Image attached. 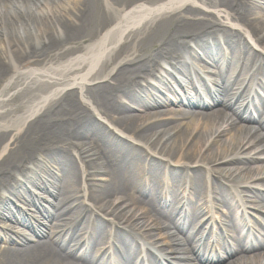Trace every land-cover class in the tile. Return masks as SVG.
Here are the masks:
<instances>
[{"label":"bare ground","instance_id":"1","mask_svg":"<svg viewBox=\"0 0 264 264\" xmlns=\"http://www.w3.org/2000/svg\"><path fill=\"white\" fill-rule=\"evenodd\" d=\"M29 1L0 0V264H149L142 246L214 264L223 244L228 264H264L243 225L264 213V0ZM27 210L52 232L24 244L8 224Z\"/></svg>","mask_w":264,"mask_h":264},{"label":"rangeland","instance_id":"2","mask_svg":"<svg viewBox=\"0 0 264 264\" xmlns=\"http://www.w3.org/2000/svg\"><path fill=\"white\" fill-rule=\"evenodd\" d=\"M98 3H100V1L99 0H96ZM22 2H24L25 4H26V2H29V4L28 5H33L32 4V2H30L29 0H22ZM21 32H23V30L21 31ZM249 46V48H250V45H248ZM225 50V49H224ZM186 52H188L187 50H186ZM250 52H252V54H256V52L252 49V48H250ZM192 53V52H191ZM183 56V54L181 55V57ZM255 58V57H254ZM258 61V60H257ZM256 61V62H257ZM198 63V62H197ZM202 66L204 65V67H207L208 69L210 68V70L211 71H213L214 70V68L213 67H211L210 65H205V64H201ZM256 68H259V66L258 65H256ZM171 72H172V70H171ZM181 74H182V76L180 75V76H178V78L183 82V84H185L186 83V85H188L189 86V84H187V80H185V78L183 77V73L181 72ZM208 79H210V81H213V79H215V77H213V76H207V82H208ZM153 80H155V79H153ZM216 80H218V79H216ZM144 82V81H143ZM150 82H152V80H150ZM153 84H156L155 82L153 83ZM210 84V83H209ZM244 88L246 89V85H244ZM216 89V88H215ZM20 91H22L21 89H19L18 91H14V92H11V94H10V96H12V95H15V97L16 96H18V94L20 93ZM29 93V92H28ZM167 93V92H166ZM166 96L169 98L170 96H169V93L168 94H166ZM202 97V96H201ZM166 98V97H165ZM21 101H18L17 102V104H21V102H23L22 101V98L20 99ZM202 100L204 101V102H206V99L204 98V97H202ZM169 109L168 110H177L178 108L177 107H175V106H169L168 107ZM192 111H197V112H205V111H208V108H198V107H196V108H192L191 109ZM137 113V112H136ZM138 114V113H137ZM240 122H241V120H240ZM252 123L253 122H243L242 124L243 125H247V126H249V125H252ZM253 125H254V123H253ZM109 128L111 129V130H114V132H115V128H114V126H112V125H109ZM12 143V140H10V141H8V143H6L7 144V146H9L10 144ZM88 149V148H87ZM92 149H93V151H92ZM89 150H91L92 151V153H94V152H98V150H97V148L95 147H91ZM4 156V155H3ZM50 168H51V165H50ZM44 170H46V167L44 168V166L42 167V168H38L37 169V173H41V172H43ZM255 178H257V176L256 175H254V177H253V179H255ZM259 186H261V185H259ZM263 186H264V183H263ZM30 188V187H29ZM34 190V188H31V191H33ZM207 191H208V194L210 195V202H211V205L212 204H214V202L216 203L217 201H216V199H220V196L219 195H217L214 191H212V189H210V188H208V189H206ZM257 190L260 192V194L263 196V199H264V189H262V188H257ZM241 191V190H240ZM130 195H132V196H134L135 195V193L134 192H130L129 193ZM41 195V199H44V197H48L47 195H43V194H40ZM50 202H52V200L53 199H51L50 197H48L47 198ZM13 200V205H14V207L15 208H21L22 206V204L20 203V202H18V199H16V198H13L12 199ZM264 201V200H263ZM54 202V201H53ZM44 204L45 205H47L48 206V202H44ZM249 205H252V204H249ZM252 206H254V205H252ZM100 206H97L96 207V209L97 208H99ZM220 208V207H219ZM248 208V207H247ZM239 210V209H238ZM237 210V214L239 215V217H240V213L241 212H243L245 209L244 208H241L239 211ZM248 210V212L250 213V218H247V219H245V221L246 222H244V224H243V222L241 221V224H243L244 226H246V223H247V227H253L254 229H256L259 233H258V235L260 236V238H262V237H264V230L262 229V228H260L261 226H262V221L264 222V213H262V214H260V213H256V210L255 209H253V208H249V209H247ZM28 212H26L29 216H31V217H33V219H34V217H35V219H37V221H39L40 223H38V225H36V227H41V228H44V227H46V225H48V228H49V232L51 233L52 232V230L50 229V223L48 222V220L47 219H44V218H42V217H44V216H42V214H37L34 210L33 211H29V210H27ZM211 212V210L209 209L208 210V212L206 213V215L207 214H209ZM227 214V215H226ZM236 214V213H235ZM236 214V215H237ZM232 215V213H229L227 210H225V209H223V208H220V209H218V208H216V210L215 211H212L211 212V217H215V220L217 221V222H219V223H221V228H223V230H225V234L227 233V234H229V236H236L237 235V231L235 230V228L231 225V219L230 218H232L233 220H234V218H235V215H233V216H231ZM207 216H209V215H207ZM210 217V218H211ZM42 218V219H41ZM100 218H101V220H106L107 218H105V217H103V216H100ZM2 218H1V216H0V224L1 225H5L6 223L4 222V220H1ZM34 221V220H33ZM10 227V231H12L13 230V228H15V225H12L11 223H9L8 224ZM261 225V226H260ZM6 226V225H5ZM2 227V226H1ZM0 227V231H2V228ZM8 227V226H7ZM108 229V228H107ZM15 230V229H14ZM13 230V231H14ZM81 228L79 227V229H78V235L77 236H79L81 233ZM10 231H7V234H9L10 236H12L13 238H16L15 237V235H14V233H12V232H10ZM172 233H175L176 235H178V232L176 231V230H174L173 228H171V230H170ZM21 238V237H20ZM21 239H23V238H21ZM46 239V238H45ZM44 240V239H43ZM229 242H231V240L229 239ZM183 243V242H182ZM74 244V243H73ZM184 244V243H183ZM2 244H1V242H0V246H1ZM183 247H186V248H189V246L187 247V246H183ZM15 248H19V247H15ZM221 252V251H220ZM190 255L191 254H187L186 255V251H185V253H184V250H183V252H182V254L181 255H179V256H188V257H190ZM150 256L146 253V256H145V258L150 262V264H153V262H152V260L149 258ZM181 257V258H182ZM181 258H167V263L168 264H183V262H182V260H179V259H181ZM219 258H224V260H218L217 262H215L214 264H228L230 261L229 260H226L225 259V255H220L219 254ZM191 259H193V258H191ZM185 264H198L197 262H195V261H193V260H191V261H189V262H187V263H185Z\"/></svg>","mask_w":264,"mask_h":264}]
</instances>
